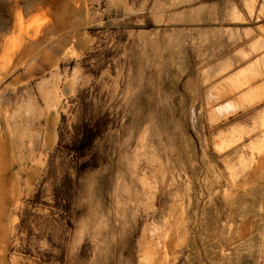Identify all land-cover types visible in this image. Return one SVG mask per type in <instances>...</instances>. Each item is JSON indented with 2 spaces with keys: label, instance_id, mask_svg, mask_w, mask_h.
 Listing matches in <instances>:
<instances>
[{
  "label": "rangeland",
  "instance_id": "obj_1",
  "mask_svg": "<svg viewBox=\"0 0 264 264\" xmlns=\"http://www.w3.org/2000/svg\"><path fill=\"white\" fill-rule=\"evenodd\" d=\"M12 4L45 53L3 79L16 78L0 103L12 174L0 264H146L173 221L165 264H264V75L259 93L251 81L256 60L264 71V0ZM88 120L100 127L85 157L95 165L65 209L54 200L75 177L65 144Z\"/></svg>",
  "mask_w": 264,
  "mask_h": 264
},
{
  "label": "bare ground",
  "instance_id": "obj_2",
  "mask_svg": "<svg viewBox=\"0 0 264 264\" xmlns=\"http://www.w3.org/2000/svg\"><path fill=\"white\" fill-rule=\"evenodd\" d=\"M12 5H13L12 0H0V103L2 101L1 97L3 95V92L5 91L7 86L10 85V83L12 84V82L16 80V78H13V77L11 79H9V77H10L9 75L14 74L13 72H15V70L18 67H22L24 70L27 69L28 66H30V64L33 61H35L36 59L39 60V57H41L45 53V48L42 47V43L45 40V38H44L45 36L40 35V32H37V30H33L35 32L34 33L32 32V34H29L28 33L29 30L27 31V29H25L21 25L16 24V22L13 20ZM20 24H22V23H20ZM39 31H43V30L39 29ZM14 32H17L16 36H18V39L20 42L14 41V39H15L13 37V35H15ZM47 38H49V39H47ZM46 39H47L46 41L49 42L51 37L50 36L47 37V35H46ZM52 40H53V38H52ZM52 40H51V42H52ZM63 40L64 39H59V40H57L58 41L57 43L59 44ZM64 42L67 43V40ZM14 43H17L18 46L17 45L15 46ZM46 45L48 46L49 43L48 44L46 43ZM51 45L52 44H50V46ZM51 47L53 48L54 45ZM48 48H50V47L48 46ZM258 49H259V47H258ZM54 52L55 51H53L52 53H54ZM56 52H57V49H56ZM56 52L54 53L55 64L58 63V60L60 57V55L58 56L57 55L58 53L56 54ZM263 53H261V54L263 55ZM259 62H260L259 60H256V62L254 64L255 69H254V74H253L252 79H251L252 83L256 84V88H255L254 92L260 91L259 90L260 87L258 86L259 85L258 83H259V79L264 75V71L261 70L262 67L260 68ZM55 64H54V66H55ZM7 76H9L8 80H10V81H8L7 83L5 82L6 83L5 84V83H3V79ZM28 81H30V80H28ZM34 106H35L34 103L30 102L24 106V109L27 111H30V110L33 111V109L35 108ZM10 174H11V172L9 173L7 171L6 164L4 166L0 167V214H2L4 212L6 206L9 205V203H10V195H9V191H10L9 186L10 185L6 184L7 182L5 181L7 178L8 179L10 178L12 180V177H11L12 174L11 175ZM104 178H105V176L102 173H100L97 177V179H99V181H101V183H102V180ZM105 181H106V179H105ZM105 181H104V183H105ZM3 182H4V186H3ZM12 184H11V186H12ZM99 187L100 186H97V188H95L94 193L100 194ZM103 187H104V185H103ZM183 217H184V215H183ZM179 218H181V217H179ZM180 227H179V224L176 223V221H173V223H169L166 225V229L163 231L164 236H162L163 234L161 235L160 232H158L157 234H156V232L154 233L156 235V236H154L155 238L153 237L150 240V242L153 246L148 248L149 250L146 252V255L144 257L146 259V264H165V260L168 257L169 253L172 250H174L173 249L174 240H175L174 233L178 232L177 230ZM186 229L187 228H185L182 232V233H184V236H186L185 233L188 234ZM114 263H115L114 254L108 255L106 260H105V264H114Z\"/></svg>",
  "mask_w": 264,
  "mask_h": 264
},
{
  "label": "trees",
  "instance_id": "obj_3",
  "mask_svg": "<svg viewBox=\"0 0 264 264\" xmlns=\"http://www.w3.org/2000/svg\"><path fill=\"white\" fill-rule=\"evenodd\" d=\"M73 130L70 133L69 141L65 144L66 149L72 155L68 160V165L71 169L74 170L75 177L73 178L70 172L64 174L62 179L60 180L59 186L55 189L54 192V200L55 202H60L63 204L65 209L68 208L69 203L71 201L70 190L76 184L77 179L81 176L85 171L93 167L95 164H88L85 157L87 153L90 152L92 143L94 139L100 133V127L98 120L95 122H91L90 120L86 122L76 123L73 125ZM57 146L60 147L62 145V134L59 133V139L57 142ZM94 158L90 156L89 159ZM38 192H35L33 198H38Z\"/></svg>",
  "mask_w": 264,
  "mask_h": 264
}]
</instances>
